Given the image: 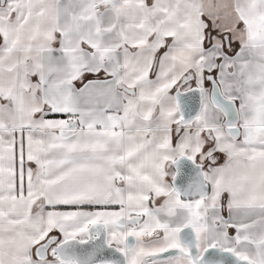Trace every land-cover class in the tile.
<instances>
[{
	"label": "snow or ice",
	"instance_id": "6c2138e0",
	"mask_svg": "<svg viewBox=\"0 0 264 264\" xmlns=\"http://www.w3.org/2000/svg\"><path fill=\"white\" fill-rule=\"evenodd\" d=\"M0 264H264V0H0Z\"/></svg>",
	"mask_w": 264,
	"mask_h": 264
}]
</instances>
